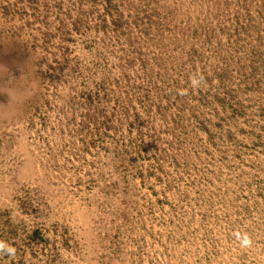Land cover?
<instances>
[{
	"label": "rangeland",
	"instance_id": "rangeland-1",
	"mask_svg": "<svg viewBox=\"0 0 264 264\" xmlns=\"http://www.w3.org/2000/svg\"><path fill=\"white\" fill-rule=\"evenodd\" d=\"M0 264H264V0H0Z\"/></svg>",
	"mask_w": 264,
	"mask_h": 264
}]
</instances>
